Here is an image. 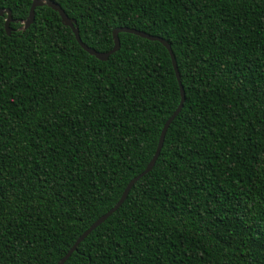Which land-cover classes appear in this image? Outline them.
<instances>
[{
  "label": "trees",
  "instance_id": "1",
  "mask_svg": "<svg viewBox=\"0 0 264 264\" xmlns=\"http://www.w3.org/2000/svg\"><path fill=\"white\" fill-rule=\"evenodd\" d=\"M31 1L0 0V264H56L179 102L160 43L99 61ZM51 1L96 52L164 40L184 94L63 264H264V0Z\"/></svg>",
  "mask_w": 264,
  "mask_h": 264
},
{
  "label": "water",
  "instance_id": "2",
  "mask_svg": "<svg viewBox=\"0 0 264 264\" xmlns=\"http://www.w3.org/2000/svg\"><path fill=\"white\" fill-rule=\"evenodd\" d=\"M42 6H46L47 8L51 9L52 11L56 12L57 15L60 18V22L63 26L68 27L71 31V33L73 34L74 40L76 41V43L78 44V46L88 55L94 57L95 59L99 60V61H105L107 59V57L116 52L119 48V42H118V37L117 34L120 32L123 33H128V34H132L134 36H137L141 39H146L148 41H156L158 43H160L164 49L166 50L169 59H170V63L174 72V76L177 82V86H178V93H179V102L178 105L176 106V108L174 109V111L171 113V115L165 120L158 139H157V143H156V147L154 150L153 155L151 156V158L149 159V161L147 162V164L145 165L144 169L137 174L135 177L131 178L127 184L125 185L124 189L122 190L118 200L116 201V203L103 215H101L100 217H98L85 231H83L76 239L75 241L72 243V245L70 246V248L67 250V252L56 262V264H63L67 258L70 256V254L72 252L75 251L76 246L93 230L95 229L99 224H101L108 216H110L124 201V199L127 196L128 191L130 190V188L134 185V183L141 178L143 175H145L146 173H148L152 166L154 165V162L159 154L162 142H163V137L164 134L170 124V122L174 119V117L178 114V112L180 111L181 107H182V103L184 100V94H183V90L182 87L180 85L179 82V76L176 70V63L174 60V57L172 55V52L170 50L169 45L162 40L159 37H154L151 35H148L146 33L134 30V29H129V28H116L112 30L111 33V37H112V48L107 51V52H96L95 50L87 47L86 45H84L81 41L80 38L78 36V31L77 28L74 27V20L67 18V16L64 14V12L60 9V7L54 3L51 0H32L28 9V13H27V17L26 19L22 22V29H26L33 21V16H34V9L36 7H42ZM0 17H4L3 20V29L5 34L8 36L10 34V28H9V23L11 22V18H10V12L6 9V10H2L0 9Z\"/></svg>",
  "mask_w": 264,
  "mask_h": 264
}]
</instances>
